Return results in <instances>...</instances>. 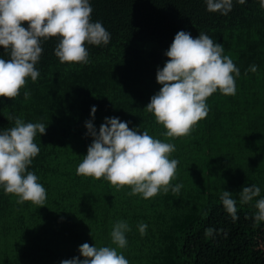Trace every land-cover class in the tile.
<instances>
[{
	"label": "trees",
	"instance_id": "trees-1",
	"mask_svg": "<svg viewBox=\"0 0 264 264\" xmlns=\"http://www.w3.org/2000/svg\"><path fill=\"white\" fill-rule=\"evenodd\" d=\"M89 3L90 22H102L110 42L85 41L90 62L84 65L61 63L55 48L62 37L40 38L37 80L26 77L15 98L0 96V131L14 127L16 117L47 126L33 139L40 151L27 168L46 189L44 205L18 204L19 197L0 185V264L84 259L78 251L84 243L116 248L129 264H264V220L255 219L256 201L264 199V0H232L226 15L206 10V0ZM178 31L193 38L204 33L221 44L222 56L240 75L232 74L234 95L218 88L206 98L208 115L187 136L167 137L146 105L162 87L156 70L169 59L164 53ZM0 58L10 59L2 46ZM92 106L97 131L105 117H119L130 129L175 146L169 159L179 161L171 180L183 185L178 194L161 189L144 199L129 195L131 186L117 190L103 176L77 174L92 142L84 126ZM251 185L260 195L241 203L239 192ZM222 190L236 200L235 221L220 199ZM121 220L131 229L123 249L110 236ZM140 223L147 225L144 235Z\"/></svg>",
	"mask_w": 264,
	"mask_h": 264
},
{
	"label": "clouds",
	"instance_id": "clouds-1",
	"mask_svg": "<svg viewBox=\"0 0 264 264\" xmlns=\"http://www.w3.org/2000/svg\"><path fill=\"white\" fill-rule=\"evenodd\" d=\"M243 4L245 0H238ZM210 12L226 15L232 9V0H206ZM93 9L89 0H0V46L10 55L9 60L0 58V96L15 98L25 86V78L35 82L40 73L35 65L43 53L40 38L62 37L55 48L61 63L87 65L90 53L85 41L91 45H107L111 33L102 22H90ZM27 22L25 29L22 23ZM224 49L211 37L200 33L193 38L189 32L178 31L169 49L164 53L169 59L161 69L157 67L156 82L162 87L151 96L146 105L158 124L167 130V137L187 136L193 126L208 115L206 98L218 88L226 96L234 95L236 84L233 73L240 70ZM250 70L255 72L257 66ZM30 92H24L27 100ZM96 107L90 110V119L85 121L86 135L92 137L87 154L77 167V174L92 176L99 180L105 177L117 190L131 186L129 195L142 194L144 199L155 196L161 189L178 194L182 184L172 186L176 175V159H169L175 151L173 144L154 139L145 130L130 129L129 122L119 117H105L99 130L92 120ZM9 120L13 117L9 116ZM43 123H25L15 118V126L0 131V185L7 193L15 194L18 204L31 201L39 207L46 200V189L37 183L38 177L27 171L32 158L40 148L33 142L39 133L46 134ZM260 195L256 185L243 187L239 192L240 202L248 203ZM226 211L235 221L236 200L232 193L223 191L220 197ZM257 221L264 220V199L256 201ZM141 235L146 234L147 225H138ZM131 229L126 221H117L111 230V242L123 249L127 246L126 233ZM213 229H206L211 235ZM80 257L62 260L60 264H129L116 248L89 246L84 243L78 249Z\"/></svg>",
	"mask_w": 264,
	"mask_h": 264
}]
</instances>
